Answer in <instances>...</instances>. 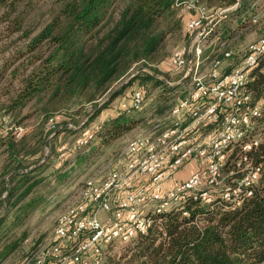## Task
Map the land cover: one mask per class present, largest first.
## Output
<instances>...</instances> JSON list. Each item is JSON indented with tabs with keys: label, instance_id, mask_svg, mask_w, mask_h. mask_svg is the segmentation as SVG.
Here are the masks:
<instances>
[{
	"label": "trees",
	"instance_id": "16d2710c",
	"mask_svg": "<svg viewBox=\"0 0 264 264\" xmlns=\"http://www.w3.org/2000/svg\"><path fill=\"white\" fill-rule=\"evenodd\" d=\"M174 1H57L49 19L25 45L26 52L31 54L30 69L23 73L20 87L1 107L4 117L15 119L27 108L39 119L32 131L25 132L22 127L23 133L18 138H13L12 133L0 137V155L3 156L0 165V226L3 215L10 208H21L12 218V223L17 224L39 204L33 198L25 204L22 202L44 180L38 176L45 170V161L39 164L41 156L35 157L39 156L46 141L50 142L59 133H54L57 128L54 115L60 113L72 121L73 115L89 106L91 109L85 113V121L80 126L83 129L135 81L140 85L150 83L153 87H166L165 82L155 76L159 73L152 67L161 47L173 35H180L185 40L187 44L183 46L189 43L186 17L174 8ZM197 1L211 11L234 6L213 25L206 38L205 44L215 38V48L233 38L236 32L251 23L258 11H263V6L256 0ZM31 4L32 0H0V14L3 18L14 14L12 24L19 31L20 12L26 7L27 12L30 11ZM32 30L25 31L27 34L24 35L28 37ZM218 50L211 49L204 56L212 57ZM138 64L151 73L138 71L130 77L131 70ZM263 68L264 55L248 72L245 86L252 104L258 103V116L247 133L248 138L257 137L260 141L248 153L253 163L260 166V176L251 196L233 207L219 199L212 202L211 208L190 200L184 206L187 216L174 210L153 215L145 234L137 235L122 246L116 258L107 256V252L113 249L108 246L99 264H264ZM124 79L126 83L109 99L97 104L112 84ZM135 111H119L108 117L91 131L92 139L86 145L77 146L84 148L94 142L99 148L109 145L142 121L141 116L131 117ZM26 117L22 116V120ZM49 120H52L53 128H47ZM20 124L16 127H21ZM237 151V147L232 149L221 169L224 180H228V172L232 169L230 162ZM60 174L58 181L67 175L65 172ZM3 234L0 229V262L19 243L16 239L1 244Z\"/></svg>",
	"mask_w": 264,
	"mask_h": 264
},
{
	"label": "built area",
	"instance_id": "2783aa9c",
	"mask_svg": "<svg viewBox=\"0 0 264 264\" xmlns=\"http://www.w3.org/2000/svg\"><path fill=\"white\" fill-rule=\"evenodd\" d=\"M173 6L186 17L189 43L174 49L167 65L182 73L177 82L188 80L190 87L182 89V97L162 121L115 154L103 176L83 180L76 197L57 213L51 240L38 245L20 264H99L108 246H124L145 234L153 215L174 210L187 216L184 206L190 200L211 208L219 199L233 207L251 196L260 166L248 153L260 141L247 133L258 116V103L252 104L245 86L248 72L264 55V19L259 35L244 46L236 64L231 50H218L202 73L200 68L208 59L206 38L234 6L211 11L197 0H175ZM143 102V91L135 89L125 111H138ZM47 124L53 128L52 120ZM208 126L212 129L201 137ZM22 133V127L12 129L15 138ZM91 139L92 132L86 131L77 145ZM234 147L238 151L223 182L221 169ZM189 163L194 169L178 179V172ZM217 187L220 191L212 196Z\"/></svg>",
	"mask_w": 264,
	"mask_h": 264
},
{
	"label": "rangeland",
	"instance_id": "374dc122",
	"mask_svg": "<svg viewBox=\"0 0 264 264\" xmlns=\"http://www.w3.org/2000/svg\"><path fill=\"white\" fill-rule=\"evenodd\" d=\"M57 1L32 0L30 11L27 12L26 7L25 10L20 12L22 16H20L21 29L19 31L15 30L12 24L14 14L5 18L0 14V137L6 133H12V129L18 123H21L20 126L25 129V132H28L32 131L38 122L39 118L30 113V110L27 108L18 117L12 119L2 115L1 107L5 104L7 98L12 96L20 87L23 73L30 69L28 62L31 54L26 52L25 45L37 33L41 25L49 19L51 9L55 7ZM256 1L263 6L262 13L258 11L259 13L255 17L256 19L258 18L257 21L255 23H248L242 30L236 32L233 38L219 43L216 48L213 47L214 45L216 46L215 38L211 39V41L205 44L207 46L206 53L211 49L215 51L217 48L220 51L231 50L233 53L232 64H236L239 61L241 50L247 43L257 38L261 22L264 19L262 17V14H264V0ZM29 29L33 30L26 37L24 35L27 34L25 31ZM186 44L180 35L168 37L156 57L157 62L152 65L159 73L155 76L169 83H165L166 87H153L150 83L140 85L135 81L122 94L117 96L94 121L83 129L80 126L85 121V113H88L91 109L89 106L79 114L73 115L72 121L60 113L53 116L55 125L57 126L54 133L57 131L59 133L50 142L47 140V145L45 144L43 149L39 150V156L35 157L38 159L41 156L39 164L45 161V170L38 176L39 178H44V180L22 202V204H25L27 200L33 198L38 200L39 204L31 212H27L28 214L21 223H12L14 214L18 209H21L19 206L10 208L3 215L0 229L1 233H4V236L2 237L1 244L5 242L9 243L16 239H19V243L15 250L1 261L0 264H20L22 259L38 245L48 243L52 238V230L57 213L76 197L83 180L89 176H103L107 171L106 166H108V163L113 161L115 154L119 153L129 140L149 130L156 123L163 120L168 109L177 99L182 97V89L190 87L188 80L186 83L177 82L181 78L182 73L171 71L167 65L173 49ZM210 58L203 62L200 68L202 73L208 70ZM138 71L151 73L146 67L138 64L131 70V74H135ZM262 71L264 72V68ZM125 81L126 79L112 84L102 99L97 101V104L99 105L107 100L109 95L117 90ZM138 88L143 91L144 102L140 110L130 114L131 117H142V121L136 127L102 148H99L96 142L84 148L77 146L78 139L86 131H92L96 128L98 120L102 117H108L110 110H126L132 92ZM24 115L27 117L22 120V116ZM64 120L66 124L62 125L61 121ZM61 129H64V131H61ZM211 129L212 126L206 127L200 134L201 137L207 136ZM2 159L3 156L0 155V165ZM183 170L184 168L180 171ZM99 171L100 173H98ZM63 172L67 173L66 177L58 181V175H61L60 173ZM219 188L217 187L215 189L217 192H213L214 194L212 193L211 195H217L220 191ZM121 250L122 246L110 249L107 252V256L116 258Z\"/></svg>",
	"mask_w": 264,
	"mask_h": 264
},
{
	"label": "crops",
	"instance_id": "0c3cea01",
	"mask_svg": "<svg viewBox=\"0 0 264 264\" xmlns=\"http://www.w3.org/2000/svg\"><path fill=\"white\" fill-rule=\"evenodd\" d=\"M206 53V52H205ZM229 61V60H228ZM129 102H130V100H129ZM127 107H129V103L127 104ZM119 111H122V109L121 110H110V113H109V115H108V117H112V116H114L117 112H119ZM102 112V111H101ZM100 112V113H101ZM107 114V113H106ZM108 117H106V118H101L100 120H98V123H97V125L98 124H100L102 121H104V120H106ZM96 127V126H95ZM194 167V165L192 164V163H189L185 168H184V170L183 171H180V172H178V174L176 175V177L178 178V179H183V178H185L188 174H189V172L192 170V168ZM166 185H168V183H166Z\"/></svg>",
	"mask_w": 264,
	"mask_h": 264
},
{
	"label": "water",
	"instance_id": "95a60500",
	"mask_svg": "<svg viewBox=\"0 0 264 264\" xmlns=\"http://www.w3.org/2000/svg\"><path fill=\"white\" fill-rule=\"evenodd\" d=\"M133 75H134V74H132L130 77H132ZM163 82H165V81L163 80ZM124 83H126V81H125ZM124 83H123V84H124ZM123 84H122V85H123ZM115 92H116V90H115L114 92H112V93L109 95L108 99H109V98H110ZM46 145H47V144H46Z\"/></svg>",
	"mask_w": 264,
	"mask_h": 264
}]
</instances>
